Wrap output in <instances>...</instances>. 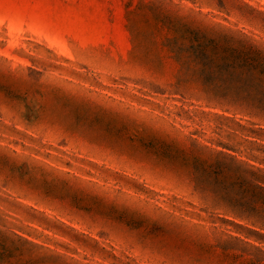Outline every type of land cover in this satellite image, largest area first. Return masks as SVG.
Instances as JSON below:
<instances>
[{
	"label": "rangeland",
	"instance_id": "374dc122",
	"mask_svg": "<svg viewBox=\"0 0 264 264\" xmlns=\"http://www.w3.org/2000/svg\"><path fill=\"white\" fill-rule=\"evenodd\" d=\"M0 264H264V0H0Z\"/></svg>",
	"mask_w": 264,
	"mask_h": 264
}]
</instances>
